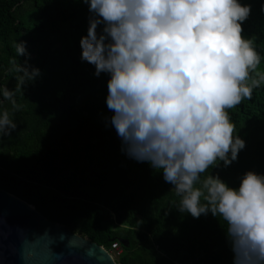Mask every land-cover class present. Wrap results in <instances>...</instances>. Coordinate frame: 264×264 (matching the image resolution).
I'll return each instance as SVG.
<instances>
[{
  "label": "trees",
  "instance_id": "trees-1",
  "mask_svg": "<svg viewBox=\"0 0 264 264\" xmlns=\"http://www.w3.org/2000/svg\"><path fill=\"white\" fill-rule=\"evenodd\" d=\"M242 2L252 7L243 35L264 70V0ZM90 15L83 0H0V112L17 123L11 136H0V189L106 250L119 242L117 264H233L227 222L181 213V197L162 172L122 151L106 104L110 74L96 76L81 59ZM17 42L27 49L19 60ZM19 62L40 70L24 87ZM5 87L15 90L16 109L4 100ZM227 111L246 146L201 179L219 175L238 188L246 172L264 174V85Z\"/></svg>",
  "mask_w": 264,
  "mask_h": 264
},
{
  "label": "clouds",
  "instance_id": "clouds-1",
  "mask_svg": "<svg viewBox=\"0 0 264 264\" xmlns=\"http://www.w3.org/2000/svg\"><path fill=\"white\" fill-rule=\"evenodd\" d=\"M89 5L81 59L95 75L109 73L106 104L122 151L162 172L181 197L177 209L194 218L222 217L233 264H264V174L246 172L238 188L205 173L217 161L237 160L246 142L228 109L264 85L261 55L243 24L252 12L242 0H83ZM103 24L102 33L97 28ZM17 58L27 54L17 42ZM24 87L38 68L18 63ZM4 100L18 107L15 90ZM3 101H0L2 103ZM17 123L0 112V136ZM199 185V186H197Z\"/></svg>",
  "mask_w": 264,
  "mask_h": 264
},
{
  "label": "water",
  "instance_id": "water-1",
  "mask_svg": "<svg viewBox=\"0 0 264 264\" xmlns=\"http://www.w3.org/2000/svg\"><path fill=\"white\" fill-rule=\"evenodd\" d=\"M0 264L117 262L104 247L48 220L34 206L0 189Z\"/></svg>",
  "mask_w": 264,
  "mask_h": 264
},
{
  "label": "built area",
  "instance_id": "built-area-1",
  "mask_svg": "<svg viewBox=\"0 0 264 264\" xmlns=\"http://www.w3.org/2000/svg\"><path fill=\"white\" fill-rule=\"evenodd\" d=\"M112 256L114 254L120 255L121 254V247L119 242H114L111 245L110 250H107ZM114 258V256H113ZM174 264H208V263H204V262H199V261H189V262H184V261H175Z\"/></svg>",
  "mask_w": 264,
  "mask_h": 264
}]
</instances>
